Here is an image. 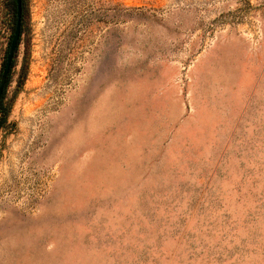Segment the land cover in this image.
<instances>
[{
	"label": "rangeland",
	"instance_id": "obj_1",
	"mask_svg": "<svg viewBox=\"0 0 264 264\" xmlns=\"http://www.w3.org/2000/svg\"><path fill=\"white\" fill-rule=\"evenodd\" d=\"M23 13L0 264H264V0ZM14 28L0 0V78Z\"/></svg>",
	"mask_w": 264,
	"mask_h": 264
},
{
	"label": "water",
	"instance_id": "obj_2",
	"mask_svg": "<svg viewBox=\"0 0 264 264\" xmlns=\"http://www.w3.org/2000/svg\"><path fill=\"white\" fill-rule=\"evenodd\" d=\"M16 4H17V13H16L17 19L15 23L13 36L9 45L8 53L6 56V61L0 78V100L4 93L6 84L8 82L9 74L11 72L14 57L22 34V0H16Z\"/></svg>",
	"mask_w": 264,
	"mask_h": 264
},
{
	"label": "trees",
	"instance_id": "obj_3",
	"mask_svg": "<svg viewBox=\"0 0 264 264\" xmlns=\"http://www.w3.org/2000/svg\"><path fill=\"white\" fill-rule=\"evenodd\" d=\"M11 3H12V9H13V15H14V20H15V23H16V19H17V16H16V13H17V4H16V0H11ZM24 0H22V22H23V16H24ZM14 32V31H13ZM13 32L10 36V41H9V45H10V42H11V39H12V36H13ZM21 44V38H20V41H19V45H18V48H17V51H16V54H15V57H14V61H13V65H12V68L14 67L15 65V61H16V57H17V52H18V49H19V46ZM9 45H8V49H9ZM7 53H8V50H7ZM5 61H6V58L3 62V67H4V64H5ZM12 68H11V72H12ZM11 72L9 74V78H8V82L6 84V87H5V90H4V93L1 97V100H0V129L2 128V126L6 123L7 121V116H8V111L6 108L3 107V100L5 98V95H6V91H7V87L10 83V80H11Z\"/></svg>",
	"mask_w": 264,
	"mask_h": 264
}]
</instances>
